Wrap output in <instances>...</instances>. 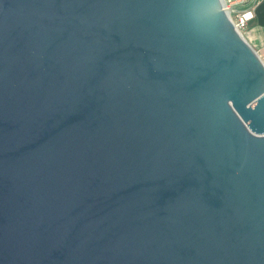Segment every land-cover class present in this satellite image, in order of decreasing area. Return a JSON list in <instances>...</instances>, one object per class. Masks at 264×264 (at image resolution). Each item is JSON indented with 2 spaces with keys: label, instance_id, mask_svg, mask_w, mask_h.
Returning <instances> with one entry per match:
<instances>
[{
  "label": "water",
  "instance_id": "1",
  "mask_svg": "<svg viewBox=\"0 0 264 264\" xmlns=\"http://www.w3.org/2000/svg\"><path fill=\"white\" fill-rule=\"evenodd\" d=\"M0 264H264V62L223 0H0Z\"/></svg>",
  "mask_w": 264,
  "mask_h": 264
},
{
  "label": "crops",
  "instance_id": "2",
  "mask_svg": "<svg viewBox=\"0 0 264 264\" xmlns=\"http://www.w3.org/2000/svg\"><path fill=\"white\" fill-rule=\"evenodd\" d=\"M256 2L253 8L255 17L244 32V37L264 62V0H256ZM252 5L250 3L246 8Z\"/></svg>",
  "mask_w": 264,
  "mask_h": 264
},
{
  "label": "built area",
  "instance_id": "3",
  "mask_svg": "<svg viewBox=\"0 0 264 264\" xmlns=\"http://www.w3.org/2000/svg\"><path fill=\"white\" fill-rule=\"evenodd\" d=\"M253 5L246 8V5ZM224 8L229 12L230 19L235 29L244 36L249 23L254 19L253 8L257 4L256 0H223Z\"/></svg>",
  "mask_w": 264,
  "mask_h": 264
},
{
  "label": "trees",
  "instance_id": "4",
  "mask_svg": "<svg viewBox=\"0 0 264 264\" xmlns=\"http://www.w3.org/2000/svg\"><path fill=\"white\" fill-rule=\"evenodd\" d=\"M256 5V4H255Z\"/></svg>",
  "mask_w": 264,
  "mask_h": 264
}]
</instances>
